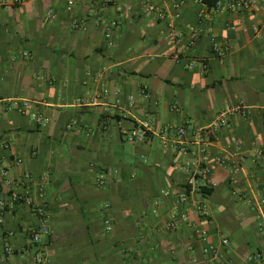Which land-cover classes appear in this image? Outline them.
<instances>
[{
  "label": "crops",
  "instance_id": "1",
  "mask_svg": "<svg viewBox=\"0 0 264 264\" xmlns=\"http://www.w3.org/2000/svg\"><path fill=\"white\" fill-rule=\"evenodd\" d=\"M72 1L0 9V171L33 200L0 209V264H264V1L233 12L221 0L210 18L199 0ZM13 99L28 110H8ZM221 113L231 123L208 153L223 163L181 203L184 164L202 157L194 139ZM143 119L147 137L128 141ZM104 168L113 174L98 187ZM0 189H10L1 176ZM202 198L208 218L193 208ZM183 208L190 223L165 228Z\"/></svg>",
  "mask_w": 264,
  "mask_h": 264
},
{
  "label": "built area",
  "instance_id": "2",
  "mask_svg": "<svg viewBox=\"0 0 264 264\" xmlns=\"http://www.w3.org/2000/svg\"><path fill=\"white\" fill-rule=\"evenodd\" d=\"M25 1L26 0H0V9L6 6L21 5ZM181 1L182 0H180V2H176L175 5L177 6L180 5ZM261 1H264V0H230L225 8L230 11L237 12L242 9H247ZM73 4L74 2L72 0H69L68 9H71ZM222 6L223 5L221 1H219L218 5L215 8H208L206 6L200 12V17L210 18L212 15V11ZM156 13H157L158 18H161V19L166 18L168 16L161 10L156 11ZM177 16H179V13H177ZM99 19L105 22L103 17L100 16ZM106 25L107 26H106L105 36L107 40L109 41V43L112 44V40L114 38V35L116 34L119 24L117 20H112L108 22ZM169 25L172 26V24H169ZM254 29L258 30V27L255 26ZM176 34L178 33L176 32ZM104 92L107 93L108 90L105 89ZM145 96H147V92H145ZM29 106L30 105L24 101H21L19 99H13L11 102L8 103L7 109L8 110L17 109L19 112L25 113L28 110ZM173 108L177 109L178 105L175 104ZM32 115L39 122H42V120H44L45 122L49 121V119L47 118L41 119L36 112H33ZM230 123H231V119L228 116V114L221 113L203 133H199L194 139V144L200 146V152L202 153V157L199 159H193L191 161H187L184 164V169L187 175V178H186L187 192L178 197L179 202L181 203L187 202L189 200V196H188L189 189L196 184L197 180L199 178L210 179L216 166L223 163V160L220 157H218L215 162H211L210 156L208 153V148H209L210 142L212 141V135L218 129L222 127H226ZM69 127H72V124H70ZM101 127L102 128L107 127L106 122H103ZM151 128H152V124L148 119L139 120L135 127H133L132 129L124 130V135L128 141L134 142V141L147 137ZM173 130L179 137H184L188 134V129L186 126L175 127ZM166 144L167 143L165 141L164 145L166 146ZM259 152H262V151H259ZM235 170H238V168L236 167ZM112 174L113 173L111 170L105 169V168L102 169L96 178L97 186L105 187L107 185L108 180L111 178ZM0 176L2 177V179L7 180L8 185L10 187L6 195H4L0 189V209L1 210L6 209V207L12 208L17 202H24L28 205H33V200L30 195L17 193L13 189L14 184L8 178L9 171L7 169H4V168L1 169ZM25 177L28 178V175H25ZM210 182L211 184H213L211 180ZM163 193L168 194V192L166 191H163ZM9 200L11 201L9 202ZM193 208L195 212L199 213L201 216L205 218H208L211 215V209H210L209 203L204 198L200 200H196L195 204L193 205ZM189 216H190L189 208L179 209L177 214L174 215L170 220H168L167 223H165L164 227L167 229H173V228H176L180 222L190 223ZM2 221L3 219L0 217V223H2ZM104 225L107 231H111L114 227L112 221L109 218L105 219ZM48 232H49L48 225L46 223H42L38 226L32 227L29 230V236H30L31 241L34 244H38L41 242L42 236L47 234ZM10 234H13V232H11ZM207 234L208 233L206 229L202 227L195 228V235L199 239L201 240L207 239ZM220 242L221 244L226 245L229 243V240L226 237H223ZM214 250H215L214 244H210L205 248V251L208 253L210 252L213 253ZM4 252L7 254L13 253V248L11 246H6L4 248ZM36 258L40 259V254H37ZM205 264H213L212 259L210 261L208 260Z\"/></svg>",
  "mask_w": 264,
  "mask_h": 264
},
{
  "label": "trees",
  "instance_id": "3",
  "mask_svg": "<svg viewBox=\"0 0 264 264\" xmlns=\"http://www.w3.org/2000/svg\"><path fill=\"white\" fill-rule=\"evenodd\" d=\"M199 1L201 3H203L204 5H207L208 8H215L218 5L219 1H221V0H199ZM202 188H203L202 189L203 191L206 190L205 187H202ZM207 191H205V192H207Z\"/></svg>",
  "mask_w": 264,
  "mask_h": 264
}]
</instances>
